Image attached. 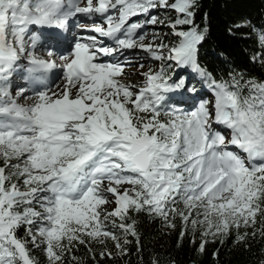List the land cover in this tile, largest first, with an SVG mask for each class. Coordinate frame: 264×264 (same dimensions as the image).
I'll list each match as a JSON object with an SVG mask.
<instances>
[{"label": "snow or ice", "instance_id": "1", "mask_svg": "<svg viewBox=\"0 0 264 264\" xmlns=\"http://www.w3.org/2000/svg\"><path fill=\"white\" fill-rule=\"evenodd\" d=\"M199 8L0 0V264H40L36 248L47 264H81L80 246L95 264L127 257L133 242L139 253L134 213L170 230L179 220L201 253L233 233L264 238V80L202 67ZM257 41L264 49V28ZM251 59L264 65V51ZM131 67L140 85L125 82ZM189 92L196 103L173 106Z\"/></svg>", "mask_w": 264, "mask_h": 264}, {"label": "trees", "instance_id": "2", "mask_svg": "<svg viewBox=\"0 0 264 264\" xmlns=\"http://www.w3.org/2000/svg\"><path fill=\"white\" fill-rule=\"evenodd\" d=\"M199 2L196 22L201 27L208 28L206 40L199 53L202 67L218 80L227 79L230 72L243 74L246 79L254 77L264 80V65L251 59L258 50L264 51L257 41L258 32L264 28V0H199ZM236 25L241 27L237 28ZM187 75V70L177 71V76L186 78ZM198 81L204 83L199 77ZM204 85L206 86L205 83ZM133 218L137 222L136 227L140 234L141 251L137 252L133 242L129 246L130 255L112 259H101L97 256L100 264H150L153 258H159L161 264H264V238L259 235L255 238L249 237L244 242H237L233 233L224 238L223 243L219 240L208 243L206 251L201 253L197 250L199 234L196 235V243H192L189 236L181 240L179 220L177 228L170 230L165 229L158 218L150 217L146 213H134ZM20 233L23 235V229ZM93 247L96 252L101 251L99 245ZM108 247H112L111 242ZM32 254L40 264H47L42 249H33ZM75 255L81 264H95L84 246H80Z\"/></svg>", "mask_w": 264, "mask_h": 264}, {"label": "rangeland", "instance_id": "3", "mask_svg": "<svg viewBox=\"0 0 264 264\" xmlns=\"http://www.w3.org/2000/svg\"><path fill=\"white\" fill-rule=\"evenodd\" d=\"M174 13H168L167 15H173ZM160 15L164 18L165 17V13L161 12ZM163 32L167 33L168 29L167 28H163ZM174 37L169 36V40H174ZM129 55H131L132 57H135L136 55H143V53H139V51L137 50V52L134 53H129ZM158 66V62H154V61H149L148 64L146 65V67H151L153 69L157 68ZM128 72H130V70H133L135 72L136 76H128L126 77L125 82L126 83H134L136 85H140L143 82V77L140 75H137L138 70L136 67H131L126 69ZM188 75L186 76V81L188 82V87L192 88L195 87L196 89V95H198L200 98H204V99H209L211 98V93L209 92L208 88L205 87L201 82L198 81V77L193 75L192 73H190L188 70ZM22 82V81H18ZM188 95V96H187ZM186 98H187V103L186 104H180V105H175V107H180L182 109L188 110L189 106L196 103V99L195 96L189 92V94H186ZM223 130V129H220Z\"/></svg>", "mask_w": 264, "mask_h": 264}, {"label": "bare ground", "instance_id": "4", "mask_svg": "<svg viewBox=\"0 0 264 264\" xmlns=\"http://www.w3.org/2000/svg\"><path fill=\"white\" fill-rule=\"evenodd\" d=\"M67 39H68V41L70 42V41H71V39H72V37L69 35ZM129 73H130V75H129L130 77H131V76H136V75H135V72H134L133 70H130V72H129ZM19 83H21V84H22V83H23V81H22V82H19Z\"/></svg>", "mask_w": 264, "mask_h": 264}]
</instances>
